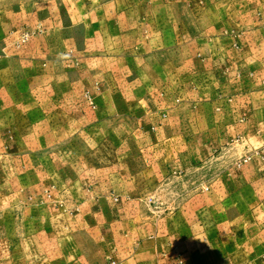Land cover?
<instances>
[{
	"label": "rangeland",
	"instance_id": "374dc122",
	"mask_svg": "<svg viewBox=\"0 0 264 264\" xmlns=\"http://www.w3.org/2000/svg\"><path fill=\"white\" fill-rule=\"evenodd\" d=\"M262 5L180 2L174 10L181 15L190 11L188 23L197 26L198 18L203 25L213 21L208 18L215 12L244 11L248 7L263 21L264 28ZM166 8L165 0H0L2 209L7 202L21 203V196L12 194V189L28 187V200L34 206L40 204L46 219L54 215L65 221L72 210L80 214V208H86L88 192L102 186L115 203L126 197L144 199L149 205L145 217L155 224L161 221L154 227L158 232L163 220L173 214L171 203L176 207L203 194L213 203L218 173L236 165L241 169L245 163L247 157L241 149L246 140L255 142L251 144L254 150L264 144L234 135L227 128L230 118L224 114L222 126L215 124L213 115H207L204 134L190 131L186 142L178 138L169 145L165 141L147 144L145 140L166 139L167 132L159 129L166 124L167 113L162 112L160 120L150 125L151 110L146 106L144 112L139 105L134 109L128 101L135 88L142 90L146 99L157 96L161 84H152L151 91L149 83H133L131 76L126 83L119 80L135 71L145 79L150 69L157 75L153 80H164L165 68L119 64V58L131 57L128 48L131 50L134 36L125 30L133 27L134 18L149 10L158 12L153 26L159 47L169 45L164 33L169 21ZM118 90L125 92L122 107ZM120 113L127 115L126 131L120 133L125 139L123 146L117 145ZM144 113L149 115L143 124L147 129L136 132ZM257 151L264 152V145ZM254 164L260 168L256 161ZM213 215L208 211L206 218L212 220ZM49 222L37 223L30 230L54 229ZM117 229L98 228L92 233L101 234L102 230L113 239ZM78 233L83 232L78 229ZM181 252L174 249L175 264L183 263ZM161 254L162 263L166 262L167 254Z\"/></svg>",
	"mask_w": 264,
	"mask_h": 264
},
{
	"label": "crops",
	"instance_id": "0c3cea01",
	"mask_svg": "<svg viewBox=\"0 0 264 264\" xmlns=\"http://www.w3.org/2000/svg\"><path fill=\"white\" fill-rule=\"evenodd\" d=\"M165 2V18L169 21L164 33L169 45L159 47L153 26L158 12L149 10L137 17L139 22L134 18L133 27L125 30V34L134 36L131 50L128 48L131 57L119 58V64L165 68L164 80H153L157 75L151 69L145 79L135 71L119 80L126 83L131 76L133 83H149L151 91L152 84H161L157 96L146 99V94L135 88L130 99L133 102L128 101L134 109L147 106L151 110L150 125L156 124L157 118L160 120L162 112L167 113L166 124L159 129L167 132L166 139L145 140L149 141L147 144L161 145L165 141L169 145L178 138L186 142L190 131L204 134L207 115H213L215 124L222 126L223 114L230 118L227 128L234 135L264 143L263 21L246 7L244 11L215 12L208 18L213 21L202 25L198 18V25L192 26L188 23L190 11L181 15L174 10L180 2H227L263 4L264 13V0ZM117 94L122 107L125 92L118 90ZM117 115V145L123 146L125 139L120 133L126 131L127 115ZM144 115L136 132L145 133L147 129L143 124L149 115ZM254 143L246 140L241 146L244 158L247 157L241 169H236V165L218 173L213 203L207 202L204 194L196 200L183 201L178 207L171 203L173 214L163 220L158 232L154 227L161 221L155 224L145 217L149 205L144 199L126 197L115 203L102 186L88 192L86 208H80V214L72 210L65 221L54 215L46 219L40 204L34 206L28 200V187L12 189V194L20 195L22 200L19 204L7 202L3 209L0 206V245L4 244L0 246V264H161L163 252L167 254L165 259L175 264V248L182 251V264H264V152L257 151L264 144L254 150ZM254 161L260 168H255ZM211 210L212 220L206 218ZM47 221L55 228L31 232L35 224ZM111 226L118 228L114 240L102 231ZM98 228H102L101 234H93ZM78 229L83 233H78Z\"/></svg>",
	"mask_w": 264,
	"mask_h": 264
},
{
	"label": "built area",
	"instance_id": "2783aa9c",
	"mask_svg": "<svg viewBox=\"0 0 264 264\" xmlns=\"http://www.w3.org/2000/svg\"><path fill=\"white\" fill-rule=\"evenodd\" d=\"M162 264H172L169 260H166V262H163Z\"/></svg>",
	"mask_w": 264,
	"mask_h": 264
}]
</instances>
